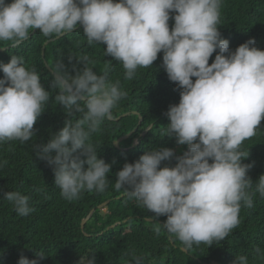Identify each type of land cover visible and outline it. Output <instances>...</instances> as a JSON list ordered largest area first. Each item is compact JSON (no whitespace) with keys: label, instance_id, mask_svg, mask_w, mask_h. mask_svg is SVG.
I'll return each instance as SVG.
<instances>
[{"label":"clouds","instance_id":"1","mask_svg":"<svg viewBox=\"0 0 264 264\" xmlns=\"http://www.w3.org/2000/svg\"><path fill=\"white\" fill-rule=\"evenodd\" d=\"M221 5L222 0H0V42L15 41L1 49H12L39 31L45 37L65 35L79 24L88 44L106 45L105 55L122 63L129 80L138 68L151 67L163 52L168 79L182 89L179 103L170 105L166 113L167 136L189 151L176 157L174 167H160L175 156L173 149L147 151L134 163L124 164L114 187L156 217L166 216L163 228L188 249L225 240L240 223L241 207H253L249 192L253 182L248 176L252 165L242 163L245 156L240 149L264 119V50L250 38L230 51L229 40L221 38L218 30ZM170 18L174 19L171 30ZM78 62L84 67L75 76L65 71L63 62L58 64L50 87L60 90L55 100L67 115L84 113L83 120L75 124L66 120L46 144L33 145V152L54 166L55 185L70 201L83 191L103 193L108 187L111 164L98 158L89 139L106 118L116 120L112 109L127 95L119 82L110 83L106 73L97 75L87 67V56ZM0 71L4 77L0 79V143L28 142L50 92L40 75L24 66L22 57L12 55L8 63L0 62ZM122 142L114 148L129 151L139 145V138L126 148L120 146ZM255 191L264 197V175ZM3 198L21 217L34 211L30 197L19 191H7ZM100 205L92 209L104 213L108 204ZM90 218L80 226L82 232ZM35 255L30 260L21 254L17 264H40L46 257L38 251ZM86 264H96L94 254ZM234 264H248L247 257H236Z\"/></svg>","mask_w":264,"mask_h":264},{"label":"trees","instance_id":"2","mask_svg":"<svg viewBox=\"0 0 264 264\" xmlns=\"http://www.w3.org/2000/svg\"><path fill=\"white\" fill-rule=\"evenodd\" d=\"M173 25L174 19L170 18V30ZM218 30L221 38L229 40L230 51L250 38H254L255 47L264 50V0H222ZM57 37H45L39 31L18 46L0 52L3 63H8L12 55L22 57L24 66L40 75L41 84L51 97L34 124L35 135L31 140L0 143V264H17L21 254L35 259L36 251L46 256L40 264H86L93 254L96 264H136L137 258L140 264H234L238 256L247 257L248 264H264V197L255 191L256 183L264 175V119L256 135L245 140L240 149L245 156L242 163L252 165L248 176L253 182L249 190L253 207H241L240 223L225 240L211 246L201 243L185 248L163 228L166 216L156 217L135 199L124 195L123 190L114 187L116 174L124 164L134 163L147 151L162 147L174 150L175 156L163 161L160 167H174L176 157L187 151V145H177L175 137L167 136L170 121L166 113L170 105L179 103L182 89L168 79L163 68V52L151 67L138 68L129 80L125 78L122 63L105 55L106 45L88 44L79 24L72 32L47 45L43 59L44 43ZM13 43L15 41L0 42V47ZM216 54L210 57L209 64ZM69 56L73 57L71 61ZM84 56L88 57L87 67L97 75L106 73L110 83L119 82L120 90L127 93L112 109V117L133 111L139 116L131 115L118 121L106 118L99 129L91 133L89 142L98 158L111 164L107 175L109 185L103 193L83 191L78 199L70 201L61 196L55 185L54 166L40 159L33 152V145L46 144L65 126L66 120L73 124L83 120L84 113L68 116L55 100L60 90L50 87L54 76L45 63L54 70L63 62L65 71L75 76L76 71L84 67L78 62ZM3 78L0 71V79ZM192 79L195 81V77ZM85 102L80 101L81 106ZM150 124L153 126L149 132L139 137ZM84 127L87 129L86 123ZM133 130L132 136L120 146H130L134 138H139V145L129 151L115 149L113 141ZM51 155L55 156V152ZM81 159L86 158L81 156ZM83 167L86 170L88 165ZM7 191L29 196L34 211L28 216H19L14 205L3 198ZM105 201H109L106 211L97 209L82 232V219ZM117 222L119 224L112 228Z\"/></svg>","mask_w":264,"mask_h":264},{"label":"water","instance_id":"3","mask_svg":"<svg viewBox=\"0 0 264 264\" xmlns=\"http://www.w3.org/2000/svg\"><path fill=\"white\" fill-rule=\"evenodd\" d=\"M63 35H64V34H60L57 38H54V39L48 40L47 42L44 43V45H43V47H42V58H43V59L45 58V54H44L45 47H46L47 45H49L50 43H53L55 40L59 39V38L62 37ZM23 40H24V39H23ZM23 40H20V41L17 42L16 44H17V45L21 44V43L23 42ZM14 45H15V44H14ZM14 45H13V46H14ZM6 49H7V48H6ZM6 49H1V48H0V52H1V51H5ZM44 63H45V62H44ZM45 66H46L47 69H49V70L51 71V73H52V70L50 69L49 65L45 63ZM52 74H53V73H52ZM82 101H85V100H82ZM131 115L139 116L137 112L133 111V112H129V113H127V114H124V115H122V116H119L118 118H116V120L118 121L120 118L128 117V116H131ZM109 119L111 120V118H109ZM141 121H142V119H141V117H139V125H140ZM152 126H153V125L150 124V125H149V126H148V127H147V128L141 133V134H140V136H144L146 133H148L149 130L152 128ZM134 131H135V130L131 131L130 133H128V134H126V135H124V136H121L118 140H116V141L113 143V144H114V147L117 148V149H119V143L122 142L123 140H126V139L130 138V137L132 136V134L134 133ZM188 151H189V147H187V151H186V152H188ZM108 203H109V201H106L105 203L101 204V205L99 206V208H103V207L106 206ZM94 211H95V210L92 209V210L90 211V213L88 214L87 218H86L85 220L82 221V223H81L82 228H83L85 222L91 217V215L93 214ZM114 226H115V225H114ZM213 264H217V263L213 262Z\"/></svg>","mask_w":264,"mask_h":264},{"label":"rangeland","instance_id":"4","mask_svg":"<svg viewBox=\"0 0 264 264\" xmlns=\"http://www.w3.org/2000/svg\"><path fill=\"white\" fill-rule=\"evenodd\" d=\"M15 46H17V44H15L14 46H12V47H15Z\"/></svg>","mask_w":264,"mask_h":264}]
</instances>
